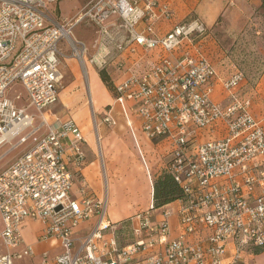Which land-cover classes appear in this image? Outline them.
<instances>
[{"label": "built area", "instance_id": "2783aa9c", "mask_svg": "<svg viewBox=\"0 0 264 264\" xmlns=\"http://www.w3.org/2000/svg\"><path fill=\"white\" fill-rule=\"evenodd\" d=\"M58 1L0 0V143L17 137L12 149L22 146L0 171V264L32 253L28 245L17 250L27 218L43 223L42 239L60 241L54 264H239L246 247H264V127L250 112V98L232 92L242 72L223 80L230 101L214 103L208 95L214 67L190 56L163 55L140 71L129 67L128 76L114 84L115 100L135 104L145 135L167 139L164 168L183 196L155 219L153 204L135 214L128 243L120 244L115 234L104 237L117 227L107 217V200L94 198L84 185L78 195L70 193L84 161L83 134L70 116L50 112L62 77L60 44L82 69L86 57L103 69L115 51L132 43L170 52L206 27L191 18L156 34L155 20L173 16L170 5L157 0H91L71 17L50 8ZM82 23L95 29L91 53L73 34ZM116 63L122 69L123 62ZM14 84L23 88V105L15 102L20 95L6 96ZM110 110L106 121H112ZM207 125L215 135L199 141L197 128ZM173 215L181 227L177 237L170 236ZM93 216L92 228L74 237L72 228ZM229 241L234 248L224 261Z\"/></svg>", "mask_w": 264, "mask_h": 264}, {"label": "rangeland", "instance_id": "374dc122", "mask_svg": "<svg viewBox=\"0 0 264 264\" xmlns=\"http://www.w3.org/2000/svg\"><path fill=\"white\" fill-rule=\"evenodd\" d=\"M89 1L91 0H60L52 4L50 8L54 10L58 17H71ZM230 5L235 8L229 13V16L226 19L220 16L217 23L210 27L206 26L202 18L194 12L189 13L183 19L174 21L170 25L171 28L175 24L189 21L191 18L198 19L205 25L206 30L201 35H191L183 38L180 44L175 46L169 53L177 49L181 56L176 58L190 56L197 59L204 57L211 62L217 73L213 77L212 83L217 81L218 84H221L217 88L212 84V90L208 94L214 103H221L226 95H229V90L223 86V80L236 71L242 72V81L239 83V87H235L232 92L238 93L241 97H245L243 94L254 97V101L258 102L256 111L259 112L258 115H262V113L264 114V0H235ZM169 7L173 11V8ZM173 18L174 14L167 20L171 21ZM73 34L77 39L83 40L87 45L88 52L93 51L96 38L94 27L82 23L73 28ZM165 34L166 32L160 34V36ZM184 40H187V42L183 43ZM60 45L64 54L60 57L59 63L62 73L59 83V98L51 105L50 112L60 116H70L86 134L89 142L87 158L89 162L94 161V164L87 169L88 172L91 169V172L87 174V178L92 188H94V196L103 195L104 199L107 200L108 215L113 220H123L129 215L148 209L146 207L150 202V186L141 167V157L134 137L129 127L126 126L125 118L121 110L117 109L116 104L113 109L114 112H111V116L115 119L114 122L104 120V112L109 111L111 103L113 105L112 99L115 95L113 82L118 79L116 69L114 66L100 69L93 65L87 57L84 59V68L82 69L83 65L73 57L71 49L63 43ZM169 56L171 57V55ZM115 57L116 51L110 65L119 60ZM100 71H103L108 77L112 88L108 84L104 83L103 85L97 79L96 74ZM16 94L20 97L15 98ZM6 96L12 99L15 98L18 105L26 103L25 94L20 84L12 85ZM91 98H94V103ZM252 98H250V103ZM33 110L30 109V111ZM49 118H52L51 114ZM262 125L264 127V122ZM87 127L88 131L86 130ZM93 134L101 136L105 164L111 167L114 175L113 182L110 179L109 182L107 181L109 192L103 160L100 157V163L98 161V143L95 144L94 139H90ZM197 134L198 140L204 141L212 138L215 132L210 131L207 125L197 128ZM16 141L17 137H13L9 141L0 143V171L22 149V146L12 149ZM141 142L150 159L152 168L156 170L153 174L154 178L159 174L158 172L165 170V168L158 169L152 151L147 146L148 143L142 137ZM163 155L165 161L167 153L165 152ZM81 181L82 178L75 175V183H73L70 190L71 194L78 195V186H80ZM118 214L119 216H117ZM110 222L119 225V222H112L111 220Z\"/></svg>", "mask_w": 264, "mask_h": 264}, {"label": "crops", "instance_id": "0c3cea01", "mask_svg": "<svg viewBox=\"0 0 264 264\" xmlns=\"http://www.w3.org/2000/svg\"><path fill=\"white\" fill-rule=\"evenodd\" d=\"M159 3H168L174 11V18L173 20L169 21L167 18H164L163 16H159L155 22V29L156 34L160 35L164 32H167L169 30L168 28H171L170 25L179 19H183L185 16H187L189 13H196L198 14L206 26H212L217 23L220 16H223L224 19H226L229 16V13L234 10L235 7L231 6L230 4L234 3L235 0H157ZM184 42H187V40H184ZM182 43V44H183ZM130 47H133L134 50H130ZM128 47V49H124L121 53L116 55V59L119 58L120 62H123L122 69L118 70L117 60L113 64H109V67L114 66L116 69V76H118V79L116 81H112L113 84L118 83L125 79L128 76V68L133 67L136 70L140 71L143 70L145 67H148L152 65L153 63L157 62L163 55H171L172 57H178L181 56L179 53V50L175 49L173 52L169 53L164 51L160 46L154 47L149 50L143 49L141 46L136 45L135 43H132ZM183 55V54H182ZM108 68V67H107ZM97 79L104 85V82L101 80L99 73L96 74ZM89 82V80H88ZM214 87L217 88L219 85L217 81L214 83ZM236 95L239 98H245L250 97L248 94H243L245 97H241L236 93ZM59 98V97H58ZM254 98V97H253ZM252 98L251 106H250V112L256 116L258 119H261L262 124L264 122V114L258 115L259 112L256 111V106L258 105L256 101ZM92 99V98H91ZM113 105L111 103L110 107V117L112 122H114V117L111 116V112H114V106L116 104V107L118 110H121L124 118L126 126L129 127L132 136L134 137V141L136 146L138 147V151L141 157V167L144 170V173L146 175V178L148 180L149 186H150V202L147 205L146 208H149L152 205V179L153 174L156 170L152 168V164L150 162V159L146 153V150L144 147H142L141 137L145 139V141L148 143L147 146H149L150 150L152 151V155L156 160V163L158 165V169L164 167L165 161L163 160L165 152L167 153L170 149L168 141L165 137H157L155 139L148 138L145 133L142 131L141 128V118L138 116L136 112L135 104L130 100H124L123 102H119L115 100V96H113ZM229 100V95L224 98V100L221 103H226ZM116 102V103H115ZM106 114V112H104ZM57 115V114H55ZM60 116V115H57ZM105 116V115H104ZM74 120V119H73ZM75 121V120H74ZM76 125L78 126L77 122L75 121ZM79 127V126H78ZM80 129V127H79ZM81 130V129H80ZM88 131V127L86 129ZM84 141L80 144V148L84 152V161L82 164V167L80 168V171L77 175H79L82 178L81 183L79 184L81 187L84 185L86 189L89 191V193L96 199H104L103 195H99V197L94 196V188H92L91 184L88 181L87 174L91 172V169H89V172L87 171L88 168H90L91 165L94 164V161L89 162L87 158V151H88V145L89 142L87 140L86 134L81 130ZM94 139V142L98 143L99 148V154L97 152L98 161L100 163V157L103 160L104 165V174L106 178L107 188L109 179L113 182L114 175L112 174L111 167L106 166L105 160H104V154L102 150V144H101V136L100 135H94L90 137V139ZM98 138V139H97ZM100 165V164H99ZM113 178V179H112ZM75 180V177H74ZM108 181V182H107ZM75 183V182H73ZM104 186V181H103ZM109 192V189H108ZM115 200V199H114ZM112 200V201H114ZM175 202H172L169 206L174 205ZM154 212V211H153ZM159 210H155L153 213V219H155L157 216H159ZM136 213H134L135 215ZM134 215H129L125 217L122 221L120 219H110L108 215V209H107V217L112 222H119V225L115 228V230H106L104 232V237L107 238L113 234L117 236L118 242L120 244H125L131 241L132 230L133 227L136 226V221L133 219ZM119 216V214L117 215ZM96 221V217L93 216L89 219H86L75 227L72 228V235L74 237H80L87 233L92 226L94 225ZM1 224V220H0ZM170 236L171 237H177L181 234V227L179 226L178 217L176 215H173L170 218ZM43 223L34 220L31 218H27L24 222L23 228H22V234H23V243L17 248V250L21 251L24 249L25 246H30L32 253L22 256L21 258H15L13 259V264H54V258L56 255L62 252V246L60 244V241L55 237H50L46 239H42L41 233L43 230ZM1 229V228H0ZM121 233V234H119ZM121 236V238H119ZM202 234L200 235H191L187 237V240L194 241L197 238H201ZM234 248V243L232 241H229L226 245L225 252L222 255V258L224 261H227L229 259L230 254L232 253ZM239 264H264V247H246L242 253H241V260Z\"/></svg>", "mask_w": 264, "mask_h": 264}, {"label": "trees", "instance_id": "16d2710c", "mask_svg": "<svg viewBox=\"0 0 264 264\" xmlns=\"http://www.w3.org/2000/svg\"><path fill=\"white\" fill-rule=\"evenodd\" d=\"M99 73L101 80L112 88L111 82L105 73H103V71ZM158 173L159 174L156 175L152 181V203L154 209L161 210L171 202L181 198L183 193L174 181L171 173L166 170H162Z\"/></svg>", "mask_w": 264, "mask_h": 264}, {"label": "bare ground", "instance_id": "6f19581e", "mask_svg": "<svg viewBox=\"0 0 264 264\" xmlns=\"http://www.w3.org/2000/svg\"><path fill=\"white\" fill-rule=\"evenodd\" d=\"M91 91V90H90ZM93 97V96H92ZM91 101H93V103L95 102L94 98L91 99ZM91 103V102H90ZM92 104V103H91ZM109 187V184H108ZM106 188V187H105ZM109 189V188H108Z\"/></svg>", "mask_w": 264, "mask_h": 264}]
</instances>
